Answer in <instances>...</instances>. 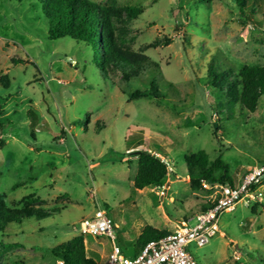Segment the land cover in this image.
Returning <instances> with one entry per match:
<instances>
[{
    "label": "rangeland",
    "instance_id": "rangeland-1",
    "mask_svg": "<svg viewBox=\"0 0 264 264\" xmlns=\"http://www.w3.org/2000/svg\"><path fill=\"white\" fill-rule=\"evenodd\" d=\"M93 1L113 12L120 49L158 64L142 78H156L168 105L130 99L149 86L117 72L107 79L101 55L95 61L85 43L49 39L38 0H0V207L52 214L0 232V264H56L98 208L131 257L147 226L172 232L194 225L213 200L212 190L192 189L187 157L222 156L237 184L264 162V95L255 113L223 104L219 115L208 76L211 65L233 74L264 67L260 11L256 25L243 26L233 0ZM126 7L142 14L131 19ZM145 149L167 164L162 187H134L136 153ZM82 236L87 258L107 264L111 240ZM190 252L199 264H264V183L254 202L225 212L217 235Z\"/></svg>",
    "mask_w": 264,
    "mask_h": 264
},
{
    "label": "trees",
    "instance_id": "trees-1",
    "mask_svg": "<svg viewBox=\"0 0 264 264\" xmlns=\"http://www.w3.org/2000/svg\"><path fill=\"white\" fill-rule=\"evenodd\" d=\"M199 1L209 4L213 0ZM233 1L239 10V22L243 26L256 25L254 19L255 16H258L259 11L264 20V0ZM38 2L47 19L48 38L58 40L69 37L91 47L95 61H97L98 55H101V69L107 79L111 72H117L122 75V80L125 82H143L142 75L145 68L153 65L154 67L150 68V71H154L159 67L149 58L138 60L133 54L119 48L112 21L113 12L93 0H38ZM123 11L131 19L138 18L142 14V10L136 7H126ZM232 74L227 71L218 73L212 65L208 69L209 83L217 95L216 107H214L217 114L224 115L223 104L230 105L231 109H234L237 104L242 109L255 113L259 101L264 95V67L244 66L238 73ZM145 84L149 88L144 91L135 89L130 95V99L154 98L159 103L168 105L156 78L149 79ZM28 114L31 116L33 113L29 111ZM2 128L3 125L0 122V129ZM140 152V154H136L138 170L134 180L135 189L143 190L147 187L164 186L168 175L166 162L158 156L159 153L155 154L147 149ZM187 170L188 179L194 191L200 190L205 183L210 186L215 184L234 186L237 184L230 174V165L224 161L222 156L211 160L205 151L187 157ZM31 199L32 196L27 197L28 201ZM211 207L212 203L209 202L201 208L200 212H205ZM51 215L48 211L32 208L10 210L2 204L0 207V232H6L10 224H22L25 218L44 219ZM169 233L147 226L138 239L136 250L132 256L139 253L147 242L157 240ZM58 258L64 260L66 264H97L94 260L87 258L82 235L76 237L68 249L58 254Z\"/></svg>",
    "mask_w": 264,
    "mask_h": 264
},
{
    "label": "built area",
    "instance_id": "built-area-1",
    "mask_svg": "<svg viewBox=\"0 0 264 264\" xmlns=\"http://www.w3.org/2000/svg\"><path fill=\"white\" fill-rule=\"evenodd\" d=\"M264 180V164L252 168L240 182L234 186L229 184H204L213 191L212 207L196 215V223L190 225L183 222L169 234L147 242L134 256L126 255L117 244L116 225L108 213L98 208L95 213L81 221V235L107 237L111 240V251L107 264H199L190 252L191 245L198 247L207 245L220 231V217L243 202L248 206L257 199L258 187ZM56 264H66L58 259Z\"/></svg>",
    "mask_w": 264,
    "mask_h": 264
},
{
    "label": "water",
    "instance_id": "water-1",
    "mask_svg": "<svg viewBox=\"0 0 264 264\" xmlns=\"http://www.w3.org/2000/svg\"><path fill=\"white\" fill-rule=\"evenodd\" d=\"M141 152H137L136 154H140Z\"/></svg>",
    "mask_w": 264,
    "mask_h": 264
},
{
    "label": "crops",
    "instance_id": "crops-1",
    "mask_svg": "<svg viewBox=\"0 0 264 264\" xmlns=\"http://www.w3.org/2000/svg\"><path fill=\"white\" fill-rule=\"evenodd\" d=\"M239 182H240V181H239ZM239 182H238V183H239Z\"/></svg>",
    "mask_w": 264,
    "mask_h": 264
}]
</instances>
